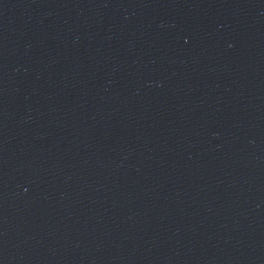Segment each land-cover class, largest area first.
Wrapping results in <instances>:
<instances>
[{
	"label": "water",
	"instance_id": "water-1",
	"mask_svg": "<svg viewBox=\"0 0 264 264\" xmlns=\"http://www.w3.org/2000/svg\"><path fill=\"white\" fill-rule=\"evenodd\" d=\"M0 264H264V0H0Z\"/></svg>",
	"mask_w": 264,
	"mask_h": 264
}]
</instances>
